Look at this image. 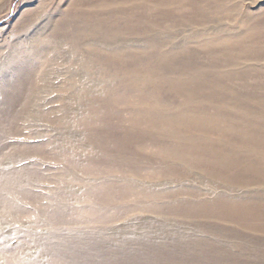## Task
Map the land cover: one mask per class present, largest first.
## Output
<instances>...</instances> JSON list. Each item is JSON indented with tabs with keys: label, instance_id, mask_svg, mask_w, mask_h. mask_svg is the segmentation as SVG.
Segmentation results:
<instances>
[{
	"label": "rangeland",
	"instance_id": "obj_1",
	"mask_svg": "<svg viewBox=\"0 0 264 264\" xmlns=\"http://www.w3.org/2000/svg\"><path fill=\"white\" fill-rule=\"evenodd\" d=\"M151 3L0 0V264H264V217L204 205L264 198V152L178 116L264 115V0Z\"/></svg>",
	"mask_w": 264,
	"mask_h": 264
},
{
	"label": "bare ground",
	"instance_id": "obj_2",
	"mask_svg": "<svg viewBox=\"0 0 264 264\" xmlns=\"http://www.w3.org/2000/svg\"><path fill=\"white\" fill-rule=\"evenodd\" d=\"M153 1V4L157 9H161L160 11L162 12H168V10L170 8H179V7H183V6H188L190 8V6H192L194 3V0H151V2ZM150 4V3H149ZM196 4V3H195ZM206 6V5H205ZM196 7V6H195ZM175 10V9H174ZM205 10V9H204ZM177 12V11H176ZM196 22L198 21H194V20H190V23H194V25L196 24ZM188 23V22H187ZM189 23V24H190ZM156 24H161L159 21H156ZM262 26V25H261ZM127 27V26H126ZM249 28V27H248ZM264 28V27H263ZM58 31V30H57ZM262 31V30H261ZM260 31V32H261ZM247 32V31H245ZM255 34L259 33V30H257V32H254ZM249 34V33H248ZM251 35V34H249ZM253 35V34H252ZM94 45V44H93ZM99 45V44H98ZM100 46V45H99ZM105 57V56H104ZM90 59V58H89ZM91 60V59H90ZM88 61V60H87ZM86 62V60H85ZM85 64V63H84ZM94 65V64H93ZM87 66H89L87 64ZM91 66V65H90ZM20 70V69H19ZM97 71V70H96ZM24 72V70L22 71ZM27 72H24V74ZM100 73V72H99ZM14 75V74H13ZM21 77V76H20ZM12 79V77H11ZM17 82H19L17 80V78H15L13 81H11L10 84H8V86L10 87H15L17 85ZM21 82V81H20ZM2 83V82H1ZM6 84V83H5ZM44 87V86H43ZM22 89V88H21ZM261 101L264 102V95L263 97L260 98ZM216 103V102H215ZM226 103V102H225ZM159 104V103H158ZM156 105V104H155ZM161 105V104H159ZM244 105V104H243ZM149 106V105H148ZM158 106V105H157ZM158 108V107H157ZM244 108V107H243ZM246 111V110H245ZM210 114V113H209ZM216 114V113H215ZM243 115V114H242ZM170 116V115H168ZM178 116H180V120L182 122H184V124H188V125H198V127H202V128H215L219 127L218 129V135L221 136H225L231 133V135L236 136L235 138L240 139L239 141H243V143H246V146L251 148H256L261 150L262 152H264V124H263V120H264V115L262 113H255L254 111H247V118H241L243 121H239L238 123L236 121H223V116L219 115V116H213V115H208V114H199V111L196 113L195 111L191 112L190 109L185 110L183 113H181L180 115L178 114ZM158 117V116H157ZM229 119V118H227ZM156 118L152 117L150 114H146L143 112H136L133 115L130 116V122L132 123V125L135 127L140 126L139 124H147L146 127L142 126V129H152L150 128V125H156L155 127H159L160 125H162V122H156ZM165 120V119H164ZM222 121V122H220ZM229 121V122H228ZM165 123L168 126V120L165 121ZM164 123V125H165ZM180 123V122H179ZM150 126V127H149ZM166 126V127H167ZM174 126V125H173ZM172 126V127H173ZM165 127V128H166ZM171 127V125H170ZM171 127V129H172ZM190 127V126H189ZM197 127V126H196ZM195 127V128H196ZM199 127V128H200ZM141 128V127H140ZM162 128V126H161ZM192 128V127H191ZM243 128H251V129H243ZM167 129V128H166ZM175 129V128H174ZM188 129V128H187ZM190 130V129H189ZM203 130V129H202ZM144 131V130H143ZM170 131H174L173 129ZM196 131V130H195ZM211 131V130H210ZM209 131V132H210ZM169 132V131H168ZM176 132V131H175ZM174 132V133H175ZM193 132V131H192ZM204 132V131H203ZM197 133V132H196ZM151 134V133H150ZM149 134V135H150ZM169 134H171L169 132ZM182 134V133H181ZM202 135V133H200ZM209 134V133H206ZM184 135V134H183ZM214 135V134H213ZM153 137V136H152ZM190 141L189 144L187 146H191L195 149H197L195 151L197 158L195 159L196 161L198 160V157H203L207 160L208 164L207 166H217L219 168H226L230 167L231 165H233V161L230 159H226L223 157H219L216 156L215 152L216 149L218 148V145L212 143V142H208L207 140H204V138L199 139L200 136H197L195 134H193L191 137L188 136L187 137ZM186 138V139H187ZM237 140V139H236ZM223 146V145H222ZM225 146V145H224ZM225 148V147H224ZM198 149L201 151V154L198 155ZM220 149V148H219ZM156 150V149H155ZM159 150V149H157ZM233 150V149H232ZM203 151V152H202ZM156 152V151H155ZM221 152V151H220ZM166 155H170L173 156L175 159L180 158L181 154L179 153V149H175V148H168L165 151ZM207 154H211L210 157H206ZM264 155V153H262ZM261 154V155H262ZM195 156V155H194ZM195 158V157H194ZM255 161V163H247L246 165H244L240 170H238L239 175L242 173H246L248 174L249 172L252 173V175H255L256 177H258L257 179L259 180L260 183H262L264 185V163H259ZM196 164V162L194 163ZM206 167V166H205ZM210 168V167H209ZM208 168V169H209ZM215 169V168H214ZM239 169V168H238ZM236 178V177H235ZM234 178V179H235ZM238 178V177H237ZM238 182V181H237ZM257 181V183H259ZM233 183V182H232ZM235 183V182H234ZM244 183V182H243ZM246 184V183H244ZM242 185V184H240ZM262 185V186H263ZM124 189V188H123ZM146 193V192H145ZM105 195V194H104ZM109 195V194H108ZM148 195V193H147ZM153 196V195H152ZM110 197V196H109ZM248 198L245 196H240V197H233V196H229V197H225L223 196V194H216L214 196V199H212L211 201H208L206 203H204L205 207L207 206H211L212 204L217 203L218 205H221V207H216L214 208L215 211L214 212H223L228 214L229 216H231L232 218H244V217H249V216H261L264 217V198ZM86 200V199H85ZM202 203V204H203ZM215 204V205H217ZM162 205V204H161ZM203 206V205H202ZM184 207V206H183ZM214 207V206H213ZM209 208V207H208ZM184 209V208H183ZM200 211V210H199ZM211 211V210H210ZM157 212V211H156ZM213 213V212H212ZM264 227V226H263Z\"/></svg>",
	"mask_w": 264,
	"mask_h": 264
}]
</instances>
